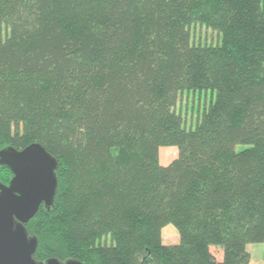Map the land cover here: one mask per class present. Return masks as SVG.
Here are the masks:
<instances>
[{"label": "trees", "instance_id": "16d2710c", "mask_svg": "<svg viewBox=\"0 0 264 264\" xmlns=\"http://www.w3.org/2000/svg\"><path fill=\"white\" fill-rule=\"evenodd\" d=\"M0 25V149L58 163L37 262L264 264V0H0ZM184 93L210 98L190 130Z\"/></svg>", "mask_w": 264, "mask_h": 264}, {"label": "water", "instance_id": "95a60500", "mask_svg": "<svg viewBox=\"0 0 264 264\" xmlns=\"http://www.w3.org/2000/svg\"><path fill=\"white\" fill-rule=\"evenodd\" d=\"M0 167L12 175L8 186L0 183V264H82L56 259L37 262L33 258L37 239L28 237L24 227L42 205L52 206L58 185L57 161L41 145L31 144L19 151L0 149Z\"/></svg>", "mask_w": 264, "mask_h": 264}, {"label": "rangeland", "instance_id": "374dc122", "mask_svg": "<svg viewBox=\"0 0 264 264\" xmlns=\"http://www.w3.org/2000/svg\"><path fill=\"white\" fill-rule=\"evenodd\" d=\"M6 34L4 26L0 25V41L3 40ZM191 40L194 44L202 45H216L219 42L218 36L215 33L207 30L205 27L199 25L192 26L191 28ZM210 98L206 97L204 93H184L178 98L177 105L175 107L176 114L180 115L183 120V127L186 130L193 129L197 121L201 119V116L205 109L209 105ZM243 149L241 146L235 148L236 152ZM177 157L176 148H159L158 161L161 166H167ZM11 175L7 171L0 169V180L7 184ZM178 242V235L173 226L168 225L162 230V243L164 245H174ZM247 252L250 255L251 264H263L262 262V244H254L247 246Z\"/></svg>", "mask_w": 264, "mask_h": 264}, {"label": "flooded vegetation", "instance_id": "af4514ba", "mask_svg": "<svg viewBox=\"0 0 264 264\" xmlns=\"http://www.w3.org/2000/svg\"><path fill=\"white\" fill-rule=\"evenodd\" d=\"M11 178H12V175H11ZM10 178V179H11ZM10 179H9V181H10ZM9 181L7 182V184H5V183H2L1 181H0V183L2 184V185H4V186H8V184H9Z\"/></svg>", "mask_w": 264, "mask_h": 264}]
</instances>
